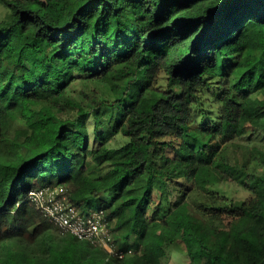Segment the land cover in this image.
<instances>
[{
  "label": "trees",
  "instance_id": "16d2710c",
  "mask_svg": "<svg viewBox=\"0 0 264 264\" xmlns=\"http://www.w3.org/2000/svg\"><path fill=\"white\" fill-rule=\"evenodd\" d=\"M0 7V264H168L179 238L189 264H264V0ZM45 187L104 211L115 254L62 235Z\"/></svg>",
  "mask_w": 264,
  "mask_h": 264
},
{
  "label": "built area",
  "instance_id": "2783aa9c",
  "mask_svg": "<svg viewBox=\"0 0 264 264\" xmlns=\"http://www.w3.org/2000/svg\"><path fill=\"white\" fill-rule=\"evenodd\" d=\"M29 199L63 232L113 251V235L104 211L82 214L70 203L62 188H40L32 191Z\"/></svg>",
  "mask_w": 264,
  "mask_h": 264
},
{
  "label": "rangeland",
  "instance_id": "374dc122",
  "mask_svg": "<svg viewBox=\"0 0 264 264\" xmlns=\"http://www.w3.org/2000/svg\"><path fill=\"white\" fill-rule=\"evenodd\" d=\"M5 9L0 7V18H3V16H5ZM165 77V76H164ZM209 111H211L210 109L207 108H203L202 110L196 112V117L198 119V122L201 124V126H208L209 123L211 122L212 118H210L209 115H206V113ZM92 126V124H91ZM249 138H243L241 140H239L240 143H247V140ZM253 140L255 142V145L257 146H264V133L262 132H258L254 135ZM128 141V140H127ZM126 143V140L121 138V137H117L116 139H114L109 147L110 148H119L122 145H124ZM226 152H230L232 151V148L230 147V145H227L224 147ZM99 173V172H98ZM98 173L96 172L95 175H98ZM211 188V186H210ZM214 191L218 192L220 195L226 197L227 199H232L235 196L240 197V195H244V198L249 196L248 192H239L238 188H236L233 185L227 184V183H219L216 184L214 186ZM69 238H74L73 235L68 234L67 235ZM107 250H109L107 248ZM170 250V254H171V258L169 259V263L168 264H189V256H188V250L186 245L184 244V242L182 241L181 238H179L178 240H176L174 243H172L169 247Z\"/></svg>",
  "mask_w": 264,
  "mask_h": 264
},
{
  "label": "clouds",
  "instance_id": "9594fccd",
  "mask_svg": "<svg viewBox=\"0 0 264 264\" xmlns=\"http://www.w3.org/2000/svg\"><path fill=\"white\" fill-rule=\"evenodd\" d=\"M62 188V187H61ZM64 191H65V194L67 195V197H68V199H69V201H70V203L71 204H73L72 202H71V200H70V198H69V196H68V194L66 193V190L64 189V188H62ZM30 200V199H29ZM74 205V204H73ZM76 208H78L79 210H80V208L79 207H77L76 205H74ZM38 207V206H37ZM39 208V207H38ZM82 213V212H81ZM82 214H84V213H82ZM54 224V223H53ZM55 225V224H54ZM55 227L56 228H58L59 230H60V232H61V234L62 235H68V234H70V233H65V232H63V230H61L59 227H57L56 225H55ZM110 231H111V229H110ZM112 233V232H111ZM72 235V234H71ZM112 235H113V233H112ZM73 237H75L74 235H73ZM75 238H77V237H75ZM78 239V238H77ZM79 240V239H78ZM80 241H84V240H80ZM86 242H89V243H91V244H93V245H96V246H99V247H101L102 249H104L108 254H110V255H113V254H115V249H116V246H115V244H114V235H113V245H114V247H113V251L111 252V251H109V250H107V248H105L104 246H102V245H99V244H95V243H92V242H90V241H86ZM120 258H123V256H120Z\"/></svg>",
  "mask_w": 264,
  "mask_h": 264
}]
</instances>
